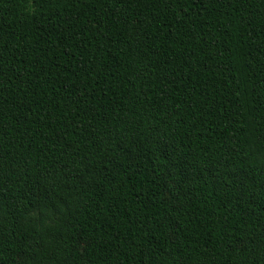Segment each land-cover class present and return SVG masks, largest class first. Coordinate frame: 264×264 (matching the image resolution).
<instances>
[{"label": "trees", "instance_id": "trees-1", "mask_svg": "<svg viewBox=\"0 0 264 264\" xmlns=\"http://www.w3.org/2000/svg\"><path fill=\"white\" fill-rule=\"evenodd\" d=\"M0 264H264V0H0Z\"/></svg>", "mask_w": 264, "mask_h": 264}, {"label": "rangeland", "instance_id": "rangeland-1", "mask_svg": "<svg viewBox=\"0 0 264 264\" xmlns=\"http://www.w3.org/2000/svg\"><path fill=\"white\" fill-rule=\"evenodd\" d=\"M33 1H35V0H31V2H33Z\"/></svg>", "mask_w": 264, "mask_h": 264}]
</instances>
